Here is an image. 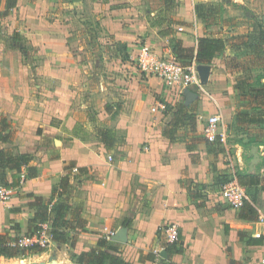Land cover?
<instances>
[{
  "label": "crops",
  "instance_id": "obj_1",
  "mask_svg": "<svg viewBox=\"0 0 264 264\" xmlns=\"http://www.w3.org/2000/svg\"><path fill=\"white\" fill-rule=\"evenodd\" d=\"M244 1L233 0L239 4ZM186 2L177 1L174 15L177 31L157 35L163 44L161 47L150 45L156 52L170 49L167 44L172 37L194 51L198 37L223 39L217 29L213 33L209 31L214 23L212 19L198 18L194 12V5L207 3L206 0H192L188 10ZM236 21L238 17L232 18L231 24ZM229 23H219V27L237 28ZM124 41L129 45V39ZM143 76L146 79L128 80L130 87L114 97L115 104L106 102L113 106L112 113L106 112L104 103L95 117L86 111L84 100L72 88V119L67 121L57 100L25 99V96L16 97L13 91L0 90V113H4L0 119L5 118L10 125V138L0 146L29 153V165L36 171L30 177L27 167H23L18 174L19 183L11 189L10 199L0 206V232H8L13 237L12 232L23 234L36 210L35 197L49 200L52 189L68 174L77 178L71 181V189L64 197L72 207L81 205L80 216L85 221L83 228L73 230L77 253L98 248L102 236L114 231L106 239V245L129 264H164L169 260L177 264H264V234L255 236L263 232L257 215L258 211L264 213V190L260 186H246L247 203L239 209L227 205L225 199L207 186L212 176L208 172L209 144L216 141L190 142L180 138L178 130L183 124L173 136L164 133L175 103L187 97L183 102L187 105L196 94H177L157 76L146 73ZM160 101H165L167 108L154 110ZM117 103L119 109H116ZM224 111L217 99L211 112L221 115ZM240 112L256 113L249 109ZM65 124L69 133L66 138H60ZM38 128H42L41 132ZM100 129L113 131L112 149L100 141ZM121 135L123 141L119 140ZM257 160L253 159L250 165L239 161L238 170L249 167L245 172L264 176L253 171L260 167V172H264V160L260 163ZM67 163H71L68 170ZM219 163L218 168H228L221 160ZM233 170L227 173L232 176L238 172ZM13 173L7 172L8 180ZM195 188L200 193H191ZM15 223L20 227L18 231L11 228ZM169 223L177 224L182 243V251L171 256L164 250L161 234V228Z\"/></svg>",
  "mask_w": 264,
  "mask_h": 264
},
{
  "label": "rangeland",
  "instance_id": "obj_2",
  "mask_svg": "<svg viewBox=\"0 0 264 264\" xmlns=\"http://www.w3.org/2000/svg\"><path fill=\"white\" fill-rule=\"evenodd\" d=\"M177 1L167 5L165 0H17L10 14L0 19V90L13 91L16 97L25 99L57 100L62 115H66L62 118L67 121L72 119L73 88V93H79L84 100L86 111L95 117L104 103L115 104L114 97L125 93L130 87L128 80L145 78L135 56L140 44L146 42L159 48L163 45L159 35L177 31ZM208 1L215 3L218 10L209 31L217 29L225 49L211 62L199 63L204 72V92H196L187 104L193 116L185 119L178 131L184 140L208 141L202 126L215 113L211 109L220 99L225 110L221 114L223 134L209 144L208 172L212 176L207 186L224 200L221 189L230 176L227 172L250 170H238L241 160L248 165L255 158L258 163L264 160V123L249 125L235 119L236 113L245 109L264 113V52L256 57L250 48H244L252 31H264V0H245L242 4L233 0ZM186 3L188 10L192 0ZM3 5L4 0H0V10ZM237 17L238 21L231 24ZM222 22L237 28L223 29L219 27ZM171 40L167 44L170 47ZM65 125L60 138L69 133ZM13 132L11 129V136ZM119 140L123 141V135ZM220 160L228 165L226 170L218 168ZM253 171L264 174L260 167ZM191 193L200 192L195 188ZM9 199L1 201L0 206ZM26 231L12 233L16 238L41 235L44 251L14 259L0 256V264H81L72 229L67 231L64 243L52 241L48 232L38 230L25 235Z\"/></svg>",
  "mask_w": 264,
  "mask_h": 264
},
{
  "label": "trees",
  "instance_id": "obj_3",
  "mask_svg": "<svg viewBox=\"0 0 264 264\" xmlns=\"http://www.w3.org/2000/svg\"><path fill=\"white\" fill-rule=\"evenodd\" d=\"M169 5L172 0H165ZM17 0H4V5L0 10V19L10 14L16 6ZM194 12L198 18L204 20L214 19L218 15L217 7L213 2H199L194 5ZM172 34V32L164 33ZM249 41L244 44V48H250L251 51L260 57L264 52V31H252L249 36ZM172 46L170 47L173 54L182 64H188L194 58L197 63H209L217 55L221 54L225 49V42L221 37L215 36H201L197 39V46L195 51L193 48L184 47L179 39L172 37ZM188 63H184V61ZM116 109H119L117 103ZM105 110L108 113L113 112V106L106 103ZM193 110L185 105L183 102H177L174 105V112L172 119L169 122L168 127L165 129L167 136H173L180 126H182L185 119L193 116ZM237 122L243 123H264V113H248L238 112L235 116ZM10 125L6 122L5 118L0 119V144L5 143L10 138ZM98 137L102 141L107 149H112L115 141L114 133L111 129L98 130ZM31 155L29 153L13 152L10 149L2 148L0 146V183L8 188L17 186L20 181L18 174L23 167H27L28 176L32 177L36 175L35 167L29 165ZM71 163L65 165V169H70ZM13 171L11 179L8 180L7 172ZM238 182L246 186H260L264 190V176L259 174H252L248 172L238 171L236 172ZM77 176L70 177L68 174H64L58 186L52 189V197L45 201L41 197H35L34 204L36 210L33 216L28 221L27 234L34 233L39 230V223H48V233L50 238L54 242L64 243L67 241V231L76 228H83L84 219L80 216L81 205L76 204L72 207L67 199L64 197L71 189V181L75 180ZM57 196L58 199L54 200ZM247 201L245 202V204ZM244 204V205H245ZM243 205V206H244ZM251 209V207H250ZM71 210L72 218H68V212ZM252 210V209H251ZM12 229L19 230L20 227L17 223L11 227ZM19 239L8 234V232H0V256L6 258L12 257H25L30 254L40 253L44 251L43 246L38 242H33L28 245H20ZM106 239L103 237L98 241V248H90L81 252L79 255V263L81 264H129L128 261L123 259L118 254L114 253L115 250L106 245ZM164 250L171 256L174 253H180L182 251V243L180 240L168 243H163ZM105 248V249H104ZM110 250V251H109ZM164 264H177L176 262L169 260Z\"/></svg>",
  "mask_w": 264,
  "mask_h": 264
},
{
  "label": "built area",
  "instance_id": "obj_4",
  "mask_svg": "<svg viewBox=\"0 0 264 264\" xmlns=\"http://www.w3.org/2000/svg\"><path fill=\"white\" fill-rule=\"evenodd\" d=\"M136 64L139 70L146 74L157 76L162 82L177 94L204 92V82L200 75L198 68L199 63L193 58L190 63L182 64L173 54L171 48L166 52H156L150 45L143 43L140 45L139 52L135 56ZM167 108L165 101L157 103L154 110L164 111ZM222 116L219 113L209 115L203 125V134L209 142H215L218 136H222L223 132ZM11 189L0 184V202L7 200L11 195ZM221 193L227 204L234 208H241L248 200L247 191L242 186L236 177V173L228 177L224 182ZM258 220L262 223L261 233H256L255 236L259 237L264 234V213L258 211ZM38 232H48V223H39ZM49 234V233H48ZM114 231L105 233L102 237L110 239L114 235ZM163 240L168 243H173L179 240V228L175 223H169L161 228ZM36 235L37 237H33ZM41 235L31 234L30 237L19 239L20 245H28L33 242L43 244L39 239Z\"/></svg>",
  "mask_w": 264,
  "mask_h": 264
},
{
  "label": "water",
  "instance_id": "obj_5",
  "mask_svg": "<svg viewBox=\"0 0 264 264\" xmlns=\"http://www.w3.org/2000/svg\"><path fill=\"white\" fill-rule=\"evenodd\" d=\"M198 68H199V71H200V75H201V77H202V80H203V76H204V72L202 71V69H201V67H200V65H198Z\"/></svg>",
  "mask_w": 264,
  "mask_h": 264
}]
</instances>
